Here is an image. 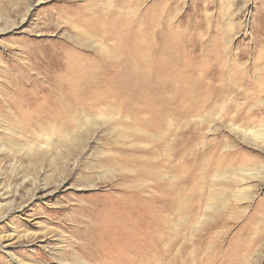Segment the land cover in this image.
<instances>
[{"label":"rangeland","instance_id":"rangeland-1","mask_svg":"<svg viewBox=\"0 0 264 264\" xmlns=\"http://www.w3.org/2000/svg\"><path fill=\"white\" fill-rule=\"evenodd\" d=\"M98 1L105 6L109 0ZM175 2L173 11L176 4L179 8L173 25L182 20V26L195 29L192 24L198 22L197 30L217 33L235 54L242 52L238 62L250 85L244 83L240 90L254 98L251 121L250 102L239 101L233 117L214 110L215 121L205 124L201 118L176 116L170 125L159 127L164 137L146 142L128 122H106L117 110L97 105L88 121L63 129L73 131L76 142L71 146L62 144L64 134L53 135L47 122L38 125L25 115H11L15 108L0 114V264H94L98 260L83 255L86 242L74 219L81 217V205L90 208L82 217L89 223L97 209L106 213L94 223L93 234L117 238L114 243L138 223L127 241L153 239L156 264H228L234 253L244 255L235 264H264V143L245 136L264 138V76L258 71L264 64V56L258 58L264 54V0ZM63 3L0 0V60H18L26 40L50 39L37 33L41 16ZM13 21L17 26L4 30ZM72 38L92 46L86 38ZM5 85L0 77V89ZM166 145L173 147L171 154L192 157L177 164L165 156ZM214 151V156L229 154L235 161L219 167L211 161L214 156L207 159ZM143 154L159 155L146 162ZM203 157L207 166L199 168ZM124 192L138 197L115 198ZM100 247L97 252H102ZM102 248L110 253L113 242ZM123 252L113 253V260Z\"/></svg>","mask_w":264,"mask_h":264},{"label":"bare ground","instance_id":"bare-ground-1","mask_svg":"<svg viewBox=\"0 0 264 264\" xmlns=\"http://www.w3.org/2000/svg\"><path fill=\"white\" fill-rule=\"evenodd\" d=\"M83 2L73 5L72 0H64L63 4L45 11L39 18L42 24L37 33L51 38L26 40L18 60H0L1 81L6 82L0 89V114L10 113L15 108L11 115H25L38 125L47 122L45 125L53 135L64 134L60 143L71 146L76 142L73 131L63 129L88 121V113L97 105L113 112L117 110L105 118L106 122H128L137 127L134 128L137 138H144L146 142L164 137L158 132L159 127L164 123L170 125L177 117L201 118L205 124L215 121L214 110L233 117L239 112V101H247L248 106L250 102L251 121L254 98L240 90L244 83L250 85L238 62L242 52L235 54L217 33L197 30L198 22L192 24L195 29L182 26V20L178 21L179 25H173L179 8L176 4L173 11L175 0H152L149 4L148 0H109L104 2L105 6L98 0ZM15 26L14 21L10 22L4 30ZM56 30L62 34L58 36ZM75 34L88 39L92 46H82L78 38L76 42L72 38ZM262 56L263 53L258 58L263 59ZM259 66L258 71L264 76V64ZM27 86H32V90H27ZM93 92H99L100 96L92 97ZM140 125L144 128H139ZM197 129L203 130V127L198 125ZM127 131L129 133L130 129ZM245 136L264 143V138L253 133ZM172 150L170 145L163 149L165 156L177 159V164L192 157L176 156L174 152L171 154ZM214 154L215 151L209 153L207 159ZM158 155L140 157L149 162ZM227 160L235 161L229 154L224 158L214 156L211 161L221 167ZM198 163L199 168L207 166L204 157ZM129 197L138 196L126 192L123 197L115 196L124 201ZM78 212L81 217L74 219L81 225L80 232L86 242L81 250L84 256L98 260L94 264H156L153 239L146 243H141L137 237L127 241L134 236L132 229L138 223L130 225L123 238L114 243L117 238L106 240L105 233L101 237L93 234L94 223L98 224L105 212L97 209V216L91 217L90 223L82 218L90 214L89 206L81 205ZM112 242V251L105 253L102 247L108 248ZM98 245L102 246V252H97ZM118 250H124L120 254L123 256L113 260L112 254ZM235 254L228 264L244 258ZM89 262L86 264H93Z\"/></svg>","mask_w":264,"mask_h":264}]
</instances>
